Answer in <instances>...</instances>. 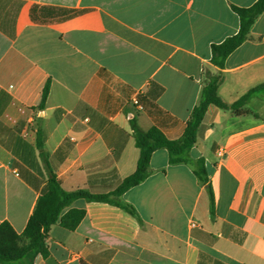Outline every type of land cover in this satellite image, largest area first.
Here are the masks:
<instances>
[{
	"label": "crops",
	"instance_id": "0c3cea01",
	"mask_svg": "<svg viewBox=\"0 0 264 264\" xmlns=\"http://www.w3.org/2000/svg\"><path fill=\"white\" fill-rule=\"evenodd\" d=\"M257 1L0 0V224L23 233L52 175L67 192L115 190L137 170L134 126L180 141L219 72L212 45L240 30L232 6ZM44 6L75 13L34 21ZM222 77L219 97L249 94L247 113L209 105L190 162L159 148L122 195L136 215L78 199L63 213L83 221L53 225L33 264H264V13Z\"/></svg>",
	"mask_w": 264,
	"mask_h": 264
},
{
	"label": "trees",
	"instance_id": "16d2710c",
	"mask_svg": "<svg viewBox=\"0 0 264 264\" xmlns=\"http://www.w3.org/2000/svg\"><path fill=\"white\" fill-rule=\"evenodd\" d=\"M232 9L240 18V30L236 35L227 38L222 43L212 45L211 63L219 68V72L205 74L199 103L191 113L183 138L180 141H171L157 127H152L149 131L143 132L134 126L136 145L140 149L137 170L125 178L115 191L110 193L95 194L83 189L67 192L63 189L60 180L52 175L23 233H17L7 221L0 224V264H33L38 255L47 257L49 250L46 240L52 226L59 222L64 228L73 231L85 218L86 211L84 209L72 208L63 213L78 199L113 204L136 215L135 209L124 204L121 197L127 190L142 183L149 176L151 157L157 149L166 148L170 153L172 163L190 162L188 154L197 141V130L209 105L214 104L222 109L232 110L236 114L247 113L241 108L249 94L242 97L238 102L228 105L219 97L218 89L223 80L222 70L225 67L226 59L249 39L253 25L264 13V0H258L250 7L232 6ZM74 13V10L66 8L35 7L32 18L36 22H47L50 19L69 17ZM256 89H253V92ZM48 94L49 82L43 90L42 105H44ZM194 164L195 174L206 183L207 174L204 166Z\"/></svg>",
	"mask_w": 264,
	"mask_h": 264
},
{
	"label": "built area",
	"instance_id": "2783aa9c",
	"mask_svg": "<svg viewBox=\"0 0 264 264\" xmlns=\"http://www.w3.org/2000/svg\"><path fill=\"white\" fill-rule=\"evenodd\" d=\"M134 103L141 107V103H140L138 98L134 99ZM223 154H224V151L223 150H219L218 155L219 156H223Z\"/></svg>",
	"mask_w": 264,
	"mask_h": 264
},
{
	"label": "rangeland",
	"instance_id": "374dc122",
	"mask_svg": "<svg viewBox=\"0 0 264 264\" xmlns=\"http://www.w3.org/2000/svg\"><path fill=\"white\" fill-rule=\"evenodd\" d=\"M113 191H115V190H113ZM113 191H111V192H113ZM110 193V192H109ZM106 194V193H105Z\"/></svg>",
	"mask_w": 264,
	"mask_h": 264
}]
</instances>
